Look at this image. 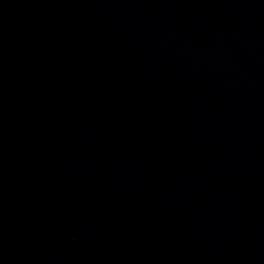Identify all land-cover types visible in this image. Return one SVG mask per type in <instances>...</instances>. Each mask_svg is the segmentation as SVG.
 Returning a JSON list of instances; mask_svg holds the SVG:
<instances>
[{
  "label": "water",
  "instance_id": "1",
  "mask_svg": "<svg viewBox=\"0 0 264 264\" xmlns=\"http://www.w3.org/2000/svg\"><path fill=\"white\" fill-rule=\"evenodd\" d=\"M0 264H264V0H0Z\"/></svg>",
  "mask_w": 264,
  "mask_h": 264
}]
</instances>
